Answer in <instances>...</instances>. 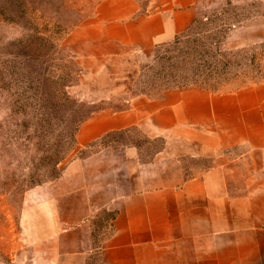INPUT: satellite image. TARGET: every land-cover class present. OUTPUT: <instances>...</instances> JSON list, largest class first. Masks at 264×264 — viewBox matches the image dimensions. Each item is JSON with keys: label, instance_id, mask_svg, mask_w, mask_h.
<instances>
[{"label": "crops", "instance_id": "crops-1", "mask_svg": "<svg viewBox=\"0 0 264 264\" xmlns=\"http://www.w3.org/2000/svg\"><path fill=\"white\" fill-rule=\"evenodd\" d=\"M210 1L100 0L63 46L107 70L189 30ZM133 129L207 149L211 164L187 174L185 154L143 159L137 144L104 146L72 162L34 189L47 198L32 206L66 238L63 253L86 264L91 219L108 208L115 215L103 264H264V81L228 92L182 86L137 95L123 109L93 111L77 142L88 148Z\"/></svg>", "mask_w": 264, "mask_h": 264}, {"label": "rangeland", "instance_id": "rangeland-1", "mask_svg": "<svg viewBox=\"0 0 264 264\" xmlns=\"http://www.w3.org/2000/svg\"><path fill=\"white\" fill-rule=\"evenodd\" d=\"M99 1L0 0V264H80L32 206L47 198L37 186L93 150L137 144L143 159L163 150L185 154L187 174L211 164L207 149L138 129L80 147L77 131L93 111L123 109L134 96L173 87L228 92L264 81V0H212L189 30L107 70L82 64L63 46ZM114 215L103 208L92 217L86 264H103Z\"/></svg>", "mask_w": 264, "mask_h": 264}]
</instances>
